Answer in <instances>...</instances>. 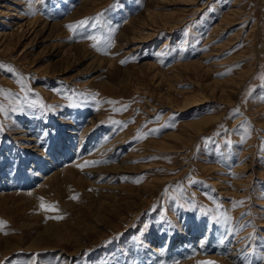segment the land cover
Listing matches in <instances>:
<instances>
[{
	"label": "rangeland",
	"instance_id": "rangeland-1",
	"mask_svg": "<svg viewBox=\"0 0 264 264\" xmlns=\"http://www.w3.org/2000/svg\"><path fill=\"white\" fill-rule=\"evenodd\" d=\"M262 76L264 0H0V264H264Z\"/></svg>",
	"mask_w": 264,
	"mask_h": 264
},
{
	"label": "snow or ice",
	"instance_id": "snow-or-ice-1",
	"mask_svg": "<svg viewBox=\"0 0 264 264\" xmlns=\"http://www.w3.org/2000/svg\"><path fill=\"white\" fill-rule=\"evenodd\" d=\"M86 26H89V20L88 19L79 21V22H77L74 25H68L67 27L70 29V31L75 32L76 29H78V28H85ZM92 26H95V25H92ZM88 38L89 39H92L94 41H98L99 40V37H97V36H89ZM93 46H95V44ZM9 71H11V69H9ZM261 78L264 79V76H262ZM237 203H242V202H237ZM42 207H44V205H42ZM47 210L55 211L56 209H55V206L54 205H49V206H47ZM4 224H5V222L0 221V228H2L4 226Z\"/></svg>",
	"mask_w": 264,
	"mask_h": 264
},
{
	"label": "bare ground",
	"instance_id": "bare-ground-1",
	"mask_svg": "<svg viewBox=\"0 0 264 264\" xmlns=\"http://www.w3.org/2000/svg\"><path fill=\"white\" fill-rule=\"evenodd\" d=\"M137 47V46H136ZM208 120H210V119H208ZM197 126H199V125H197ZM71 131V130H70ZM34 138H35V136H34ZM62 141V140H61ZM64 141H65V143H66V139L64 138ZM70 141V140H69ZM70 143V142H69ZM26 146H32L31 144H27ZM70 166V165H69ZM57 172V171H56ZM38 175V174H37Z\"/></svg>",
	"mask_w": 264,
	"mask_h": 264
}]
</instances>
